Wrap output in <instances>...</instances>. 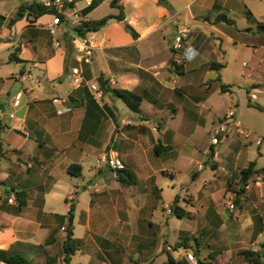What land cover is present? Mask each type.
<instances>
[{
	"label": "crops",
	"instance_id": "crops-1",
	"mask_svg": "<svg viewBox=\"0 0 264 264\" xmlns=\"http://www.w3.org/2000/svg\"><path fill=\"white\" fill-rule=\"evenodd\" d=\"M111 1L74 0L72 6L83 21H95L118 14V9L110 5ZM194 1L122 0L119 5L123 7L124 20H111L99 31L88 35L97 45L89 64H80L75 58L72 27L62 24L64 32L57 37L59 46L53 44L45 29L52 20L51 14L37 19L25 14L15 20V26L20 29L17 32L20 40L16 34L12 36V30L9 38L6 37L5 29L12 18L0 16V37H6L0 43V54L9 52L10 61L13 51L18 49L15 58L22 61H14L20 65L17 72H8L4 76L6 80H12L13 85L6 84L0 76V184L11 190L10 193L0 191V249H13L34 258L38 246L51 235L53 241L45 247L48 256L51 247L58 243L59 232H64L67 224L65 212L68 214L71 203L73 213L77 212L79 197L89 193V208L86 212L78 210L79 217H87L86 228H89L95 202L106 196L109 198L113 191L123 187L127 191V200L142 203L135 218L141 217L142 220V226L136 231L141 233L144 264H154L160 259L164 263V232L160 226L165 222L158 218L152 220L156 207L154 204L145 206V193L149 182L151 201L162 200L158 176L154 178L162 169L157 160L165 158L168 153H176L177 167L172 168L176 189L173 188L171 208L178 207L188 214L178 220H190L184 226L187 229L179 230L178 243L174 246L182 249L183 244L191 246L189 242H193L194 249L199 251L198 258L206 261L210 254H221L209 241L216 234L219 239L226 240V250L244 248L259 253L251 248L260 245L259 239L264 233V141L256 144L258 138L264 137V112L248 106L247 102L250 100L263 108L264 102L253 90L245 103L246 110L257 115L260 122L241 115L239 108L233 111L227 107L225 112L216 115L217 123L221 125L226 121L228 126L218 144L212 145V138L220 127L214 126L213 122L215 109L209 95L214 92L213 84L204 82V79L186 78L185 69L188 66L191 71H197L208 67L211 71H218L223 66L210 49L208 38L185 26L198 20L191 10ZM229 1L210 0L213 19L203 18L201 21L209 32L228 41L240 32L235 23L227 24L217 19L238 7ZM259 2L254 10L247 8L245 11L254 27L258 22H264V0ZM105 6L106 10L103 9ZM124 23L132 27L137 38L126 31ZM243 29L257 37L256 47H260L262 58L259 61L262 62L255 67L261 73L257 76V85L253 86L257 89L264 85V33L256 32L255 28L251 30L249 26ZM182 31L186 34L181 47L174 49V40ZM222 44L220 40L219 50ZM205 52L209 57L215 56V61L206 58L205 62L202 60L196 64ZM214 63L220 66L214 68ZM75 66L83 72L85 84L72 89L69 71ZM100 78L106 87L124 89L139 96L140 112H133L108 91L103 92L100 99H94L88 84L97 83ZM221 85L217 91L225 94L232 91L230 86L222 91ZM19 92L23 93L15 106L14 97ZM65 98L67 103L60 101ZM57 99L59 101L55 102ZM63 107H70L71 111L57 114ZM230 110L234 116L225 120ZM204 111L207 112L205 116ZM198 121L206 125L210 136L208 148L202 154L197 153L195 141L188 145V140L197 135ZM232 130L244 140L240 147L248 149L249 158L241 160L242 149L236 143V137L229 141L228 134ZM223 142H228V147L217 153L215 147ZM252 143L255 150L250 149ZM161 145L164 148L155 153V148ZM104 152L115 153L122 161L128 174L127 183L120 184L114 172L99 164ZM251 162L255 163L256 170L263 171L253 175L244 187L241 171ZM71 165L80 167L79 175L67 172ZM141 182L144 187L139 193L127 190ZM93 188H97L96 194L92 192ZM234 191L240 196L234 200V209L231 210L227 202ZM17 193L21 196L18 197ZM10 197L14 199L12 203L7 202ZM60 201H63L64 209L58 208ZM146 208L150 210L142 216L141 212ZM161 213L163 215L162 210ZM175 233L176 229H173L172 234ZM197 235L203 237L201 243L194 238ZM64 240L65 232L62 246ZM240 252L236 254L241 256ZM164 254L170 253L166 251ZM174 260L188 261L186 257Z\"/></svg>",
	"mask_w": 264,
	"mask_h": 264
},
{
	"label": "rangeland",
	"instance_id": "rangeland-1",
	"mask_svg": "<svg viewBox=\"0 0 264 264\" xmlns=\"http://www.w3.org/2000/svg\"><path fill=\"white\" fill-rule=\"evenodd\" d=\"M22 1L24 0H0L1 18L10 16L12 19H14V16L17 12L15 11L17 9L16 6L19 5ZM176 1L179 2V0ZM230 2L237 4L238 7L235 8L233 12L231 11L229 13H225V15L234 20L236 29H240L238 36L235 35L233 37V40L230 41L225 40L223 37L217 35L216 33L209 32L207 26H205L203 22H201L203 18H206L207 20L208 18L209 20L213 19V12L210 11V0H195L191 3V10L196 14L198 20H192L185 26H187V28H190L193 33L201 32L203 36L205 35L208 38V45L210 49H213L212 52L215 54V56H218L216 59L218 60L219 64L223 66V68L218 71H211L208 67L207 69L199 68L197 71H191V67L187 66V68L185 69V75L186 78H192L196 81L204 79V82L208 81L209 83L213 84L214 88H212V90H214V92L209 94L211 95L210 98L213 102L212 107L215 109L213 114L210 112L213 117L221 114L222 112H225L227 107H230L233 111H237L239 108V113L241 115L249 117L252 121L260 122L261 120H259L257 115H253L249 112V110H246L247 108L245 106V103L249 98L248 94L250 92H253V90H255V92L257 93L259 100H262L264 102V92H259V90H264V85L261 87H257V89L253 88L254 85H257V76L261 73L258 69H256L255 66L256 64H258V62H262L259 61V59H261L262 57L260 47H256L258 46L257 37L252 34L251 31H245L243 29L245 28V26H249L251 30L255 28L254 24H252L253 21L248 18L247 14H245V11H247V8L250 10H254V7L259 5L260 2L259 0H230L229 3ZM242 2L245 3V5H243ZM103 9L106 10V6ZM184 15H186V13H184ZM181 17H183V15ZM1 18L0 24L2 23ZM178 19L181 20L180 17H178ZM14 23L15 21L12 22L8 27H6V37L9 38L10 30H12V36L16 34L17 39L20 40L17 33L20 31V29H18V27H16ZM229 28L234 31L233 28ZM6 37H0V43H3V38ZM220 40L223 41L221 50H219L218 47ZM202 55L203 56H201V60L198 59V62L196 64L202 62V60L204 61L206 58L207 60L215 61V56L209 57L206 55V52ZM8 56L9 52L0 54V76H3L4 82L6 84L13 85L14 82L12 80H6L4 76L8 74V72H17L16 69L20 67V65H18L14 61H9ZM220 84H225L227 89H229L228 86H230L232 91L228 92L227 94L217 91ZM9 89L10 87H8V90ZM198 109L199 108H197L196 110ZM205 115H207L206 111H204V116ZM198 122L200 123H197L199 125V127L197 128V135L194 139L188 140V145H190V142H192V140L195 141L194 147L196 148L197 153L202 154V152L205 153V149L208 148V141L210 139V136L208 133L209 129L205 128L206 125L204 126L202 121ZM213 122L216 124L214 126L220 125L219 123H217L216 117L214 118ZM208 128H210L209 125ZM228 136L229 141L233 140L236 137V143L239 145V147L240 144L243 145L242 143L244 142V140L241 137L238 138L234 130H232V132L228 134ZM228 142H223L221 145L216 146V152L220 153L221 149L227 148ZM192 148L193 147H191V149ZM240 149H242L241 160L250 157L247 148L244 149V147H240ZM250 149L255 150L254 143L251 144ZM176 163V153H168V156H166L165 158L159 157V159L157 160V164L162 169L159 175L157 174L154 178L158 176V185H160L162 188V200L153 203V201H151L152 195L149 192V189L151 187L150 183L148 182L146 184L148 190L145 193V206L149 207L150 205L154 204L156 208L153 216L154 219L152 220L156 221V219L158 218V220L162 219L165 222L163 226H160V228L163 227L160 230L164 232V247L162 253L164 255L165 261L164 263H162L160 259L154 264H165L167 262V255L164 254L166 251L171 254L173 259L186 257L188 261L184 262H186L187 264H192L191 261H189V255H193L191 250H184L183 248L179 249L174 246L175 243H178L176 237L179 230L182 228L187 229L184 226L185 224H189L190 219L186 218L185 221L184 219L178 220V218L172 212L170 214L166 212L168 207L172 210V198L175 193L173 188L176 189V186L173 187V184H175V182L172 181V176H174V174H172V168H174V166L177 167ZM207 168H210L209 162L207 163ZM88 179L89 178H86L85 180ZM123 179H127L126 174L123 175ZM76 182L79 183L80 181ZM143 187L144 183L141 182L139 183V185H136L135 187L127 190L139 193L140 191H142ZM95 189L97 188H93L92 192L96 194L97 192ZM5 190H7L8 193L11 192L8 186L0 184V191L5 192ZM113 192L114 193L111 194L109 198L106 196L95 202L96 209L93 211L89 219V228H86L87 217H79L78 213V210H83L86 212L89 208V193L87 195H81L79 197L78 210L77 212L73 213L75 216L73 230L75 240L70 242L71 246L74 247L76 251L71 257L70 264H144V250L142 249L143 242L140 235L141 233L138 234L136 231L137 228L139 229L142 226V220L141 217L139 218L138 216V218H135V213L142 203H136L135 201L131 202L127 200V191L123 187L120 190ZM57 205L58 208H65L63 201L58 202ZM149 210V208H146L141 212V215L144 216V213L149 212ZM161 210L163 211V215H161ZM66 216L67 212H65L64 218H66ZM83 216H86V214ZM129 225L133 227V231L130 229ZM147 229H149V227H147ZM173 229H176V233L174 235L172 234ZM187 238L189 239L190 237L187 236ZM194 238L197 239L199 243H201L203 237L201 235H197ZM63 239L64 232L61 230L58 234V243L54 244L48 253L49 257H55V264H64L62 260L63 252L61 247ZM259 240L260 245L252 247L251 249H255V251L259 252L258 254L261 257L260 262L261 264H264V233L263 237ZM209 241L214 248H217L221 251V254L219 256H216L217 258L215 257L216 260L212 262L213 264H252L246 262L244 260L245 258L236 254L237 252L244 251V248H236L230 251L226 250L228 248L227 246V248L225 249L227 245L226 240L223 238L219 239L216 234L212 235ZM189 244L191 245L189 247H191V249H194V243L189 242ZM34 261H44V256L36 257L34 258Z\"/></svg>",
	"mask_w": 264,
	"mask_h": 264
},
{
	"label": "trees",
	"instance_id": "trees-1",
	"mask_svg": "<svg viewBox=\"0 0 264 264\" xmlns=\"http://www.w3.org/2000/svg\"><path fill=\"white\" fill-rule=\"evenodd\" d=\"M122 0H112L110 5L116 9H118V14L116 15H108L106 17H103L100 20H95V21H83L79 26H75L72 28L74 34L78 37H82L85 38L87 37L89 34L91 33H95L97 31H99L101 28L105 27L109 21L111 20H116L118 22H122L124 20V15H123V7L122 5H119V3ZM25 14H27V16H31L33 19H37L40 18L43 15L46 14H51V11L46 8L42 3L36 2V1H31L28 3H23L22 5H20L17 9V12L14 16V19H10L9 24H11L12 22H14L15 20H18L19 18H22ZM63 18V17H62ZM219 21L222 20L224 22H226L227 24H233L234 22L230 19H228L225 15H220L217 18ZM124 28L126 29L127 32H129L132 37L137 38V33L132 29V27L130 25H128L127 23H124ZM255 30L256 32H261L264 33V22H258L255 26ZM18 52V49H15V52ZM13 51L12 53V57H10L11 61H16V62H22L20 61L18 58H15V53ZM214 66V68L220 66L217 64H212ZM221 90L225 91L226 90V85H221ZM110 92L113 96L121 99L124 104L133 112L135 113H139L140 112V104H141V99L139 96H137L136 94L124 90V89H116V88H109L106 87L105 90H103V92ZM248 106L253 107L257 110H259L260 112H264V108L258 104H252L250 102V100L247 102ZM159 148H164L162 145L158 146L155 148V153L159 152ZM1 150V149H0ZM77 169L78 171L75 172L74 170ZM79 170L80 167L76 166V165H71L67 168V172L70 175L73 176H77L79 175ZM263 170L259 169L256 170L255 169V163L251 162L246 169L241 171V181L243 186L245 187L248 183V181L253 177V175L256 174H260ZM122 175H120L119 177H117L116 179L118 180V182H120V184H124L127 183L129 181V179H123V175L126 174L128 177L127 172L124 170L121 171ZM238 194H240L238 192ZM17 196H21L20 193H17ZM67 202V201H66ZM175 202V201H174ZM174 204V203H173ZM23 205V204H22ZM20 205V206H22ZM73 204H70L69 210H68V214H67V224L64 227V232H65V240L63 242V246H62V252H63V263L64 264H70L71 262V257L74 255L76 249L74 247L71 246L70 242L72 241V237H73V230H74V215H73ZM172 213L177 217V218H183L184 216H188V214L183 213V211H180L178 207H175L174 209H172ZM52 239H51V235L50 237H48V239L46 240V242L42 245L38 246V253L34 256V258L39 257V256H44V261H34V258L31 257H27L22 253L16 252L13 249H7V250H2L0 249V263L3 264H55V257H49L46 254V249L45 247L49 246L52 243ZM184 245V247H183ZM181 245L185 250H191V247H189L187 244H183ZM192 256L195 258L197 264H213L212 261L215 259V257L217 256V254H210L208 256V259L206 261H201L198 258V254L199 251L198 249H192ZM241 256H243L245 258V260L248 263H252V264H261L260 262V255L254 251H250V250H244L242 252L239 253ZM167 262L165 264H187L184 261H175L173 259V257L170 254H167Z\"/></svg>",
	"mask_w": 264,
	"mask_h": 264
},
{
	"label": "built area",
	"instance_id": "built-area-1",
	"mask_svg": "<svg viewBox=\"0 0 264 264\" xmlns=\"http://www.w3.org/2000/svg\"><path fill=\"white\" fill-rule=\"evenodd\" d=\"M27 1H36V0H27ZM74 0H44L41 3L48 8L51 11L52 20L50 23H48L45 26V29L49 33V35L53 39V44L58 47L59 41H58V35L62 32V24L67 25L69 27H75L79 26L83 22V18L77 12L72 4ZM63 17V18H62ZM186 34V31H182L174 40V49H179L181 47V41L184 38ZM72 40L75 44V50L76 55L75 58L80 64H89L91 62L92 56L94 51L96 50L97 45L95 42L89 38L88 36L85 38L78 37L75 34L72 35ZM28 77H31V75H28ZM114 83V82H113ZM69 84L72 89H77L82 87L85 84V80L83 77V72L81 71L79 66L71 67L69 71ZM89 91L92 93V96L94 99H100L103 93V90L100 88L98 83H90L88 84ZM22 93L19 92L15 95L14 103L15 106L18 105V101L21 98ZM251 99L254 100L255 96L252 95ZM59 100H55V102H58ZM63 103H67L66 98L60 100ZM71 111L70 107H63L62 109L57 111V114H63ZM234 116V113L232 110L228 111L225 120L226 119H232ZM10 117H13L11 114ZM228 126V123L224 121L219 129L215 132L213 138H212V145L218 144L220 141V136L224 133L226 127ZM262 141H264V137H260L257 139L256 144L259 145ZM99 164L105 165L110 171L117 172L122 171L125 169L124 164L119 159V157L115 153L111 152H104L102 156L100 157ZM247 186V185H246ZM96 190V189H95ZM97 191V190H96ZM240 194L238 192H232L230 195V199L227 202L229 209H234V200L238 198ZM13 198L10 197L7 202L12 203ZM166 212L170 214L172 210L168 207ZM189 261H191L192 264H197L196 260L189 255Z\"/></svg>",
	"mask_w": 264,
	"mask_h": 264
},
{
	"label": "water",
	"instance_id": "water-1",
	"mask_svg": "<svg viewBox=\"0 0 264 264\" xmlns=\"http://www.w3.org/2000/svg\"><path fill=\"white\" fill-rule=\"evenodd\" d=\"M97 83H98V85L100 86V88L102 90H105L106 89V83L101 78L99 80H97ZM120 175H122V172L121 171L115 172V176L116 177H119Z\"/></svg>",
	"mask_w": 264,
	"mask_h": 264
}]
</instances>
